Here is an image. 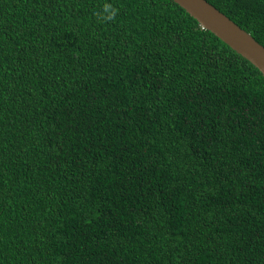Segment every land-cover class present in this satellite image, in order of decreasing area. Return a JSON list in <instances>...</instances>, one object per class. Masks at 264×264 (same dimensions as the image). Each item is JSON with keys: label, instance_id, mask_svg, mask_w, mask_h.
Here are the masks:
<instances>
[{"label": "trees", "instance_id": "16d2710c", "mask_svg": "<svg viewBox=\"0 0 264 264\" xmlns=\"http://www.w3.org/2000/svg\"><path fill=\"white\" fill-rule=\"evenodd\" d=\"M0 264H264L263 74L173 0H0Z\"/></svg>", "mask_w": 264, "mask_h": 264}, {"label": "water", "instance_id": "95a60500", "mask_svg": "<svg viewBox=\"0 0 264 264\" xmlns=\"http://www.w3.org/2000/svg\"><path fill=\"white\" fill-rule=\"evenodd\" d=\"M199 25L213 33L264 76V46L207 0H173Z\"/></svg>", "mask_w": 264, "mask_h": 264}]
</instances>
